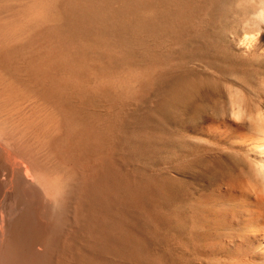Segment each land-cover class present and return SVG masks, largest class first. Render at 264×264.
Here are the masks:
<instances>
[{"label":"rangeland","instance_id":"1","mask_svg":"<svg viewBox=\"0 0 264 264\" xmlns=\"http://www.w3.org/2000/svg\"><path fill=\"white\" fill-rule=\"evenodd\" d=\"M263 7L264 0H0V51L44 49L66 82L55 93L71 99L62 112L91 126L86 145L71 149L76 156L43 163L68 183L73 164L87 160L90 169L73 191L57 264L234 260L223 235L244 231L229 220L240 207L227 188L248 180L251 166L228 143L263 124ZM3 67L0 99L29 98L31 109L55 113L44 102L49 82L44 96Z\"/></svg>","mask_w":264,"mask_h":264},{"label":"bare ground","instance_id":"2","mask_svg":"<svg viewBox=\"0 0 264 264\" xmlns=\"http://www.w3.org/2000/svg\"><path fill=\"white\" fill-rule=\"evenodd\" d=\"M262 17H264V7L258 12V18ZM254 35L255 33L247 39L249 41L256 39ZM30 42L35 41L31 40ZM255 43L257 42L255 41ZM1 53L2 55L0 57H4L2 59L0 58V65L4 66L3 70L13 79L17 78L20 83L31 84L34 90L38 93H44V96H46L48 89H50L49 97H46L47 99L44 98V102L56 111L50 115L48 112H44L42 108L33 110L28 105L31 99L25 97L17 98L15 101L11 97V101L13 100L11 102L8 101L9 95L6 97L5 94V96L2 95L4 99H0V264H57L60 254V241H62L60 237L63 236L61 234L65 233V231H62L63 225L64 223L65 226L67 224V227H64V229L68 228V223L66 222H69L67 220L64 222V220L70 218L69 216L67 217L70 214L68 211L71 209L69 206L75 200L73 194L79 188L77 187L79 180L85 179V175L88 174L87 172L90 169L88 170L89 164L83 166L87 163V160L79 167L76 166L78 163L73 164L75 180L73 183H68L59 174L52 172L48 166L44 167L43 163L45 159L49 163L51 160L48 159L56 158L57 160L65 161L69 156H76V154L70 155V151L71 149L74 150L73 148L75 147H83V145H86V142L89 141L86 140L91 133V126L87 125V122L85 124L80 122L79 119H83V116L75 117L74 113L76 111L70 112L66 110L62 112L63 107L68 106V101L71 99H63L68 103L60 100L62 95L59 91L63 89L61 86L64 83L66 84V82L59 81L57 79L58 75H55L57 78L54 76L50 69L52 67V59L44 49H32L31 51L13 49ZM46 81L47 83L49 82V85ZM67 86L69 85L67 84ZM74 86V83L71 84V87ZM57 89H59V95L55 93ZM61 92L63 91L61 90ZM7 94H9V91ZM74 104L75 102H73ZM108 116L107 118L110 123ZM98 117L96 119L99 120ZM107 118L102 116V121ZM262 118H260V121H262ZM92 120L95 121V117L93 119L91 118L90 121ZM93 123L92 126L97 125L95 122ZM104 125L106 128L107 124L105 123ZM99 126L101 129H105L101 124H98ZM97 130L99 129L97 128ZM90 142L92 143L93 141ZM228 144L231 146V149L234 148V150L243 152L244 156L250 161L251 170L250 174L248 173V180H241L243 182L239 181L240 184L236 188V185L230 187V190L227 188L228 191H235L228 199L233 204H239L240 207L238 213L232 211V215L230 212V215L233 217H230L228 214L230 217L229 220L233 219L238 224V221H241L244 232L241 234L234 232L225 233L223 235V241L228 250H232L231 254L234 260L230 264H264V120L260 128L242 134L239 138L230 140ZM88 149L91 150V146H88ZM81 154L83 155V153ZM88 154L92 153L88 151ZM72 160L74 161V159ZM230 200L227 202H230ZM229 207L234 206L229 205ZM258 223L260 225L259 227H261V224L263 225L261 229L258 228L260 229L259 232L255 226Z\"/></svg>","mask_w":264,"mask_h":264}]
</instances>
